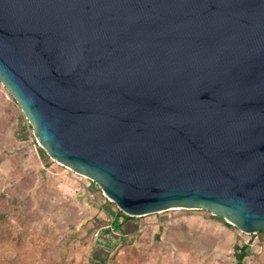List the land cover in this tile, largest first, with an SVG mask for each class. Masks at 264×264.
I'll return each mask as SVG.
<instances>
[{"label": "water", "instance_id": "95a60500", "mask_svg": "<svg viewBox=\"0 0 264 264\" xmlns=\"http://www.w3.org/2000/svg\"><path fill=\"white\" fill-rule=\"evenodd\" d=\"M0 82L123 214L264 233V0H0Z\"/></svg>", "mask_w": 264, "mask_h": 264}, {"label": "rangeland", "instance_id": "374dc122", "mask_svg": "<svg viewBox=\"0 0 264 264\" xmlns=\"http://www.w3.org/2000/svg\"><path fill=\"white\" fill-rule=\"evenodd\" d=\"M41 161L59 173L43 171ZM73 176L38 145L0 82V264H238L244 246L246 264H264V233L243 234L205 210L135 218L115 238L107 232L114 205Z\"/></svg>", "mask_w": 264, "mask_h": 264}, {"label": "built area", "instance_id": "2783aa9c", "mask_svg": "<svg viewBox=\"0 0 264 264\" xmlns=\"http://www.w3.org/2000/svg\"><path fill=\"white\" fill-rule=\"evenodd\" d=\"M12 98V97H11ZM8 99H10V94L8 93ZM52 163H55L57 166H61L59 165L58 163L54 162L52 159H51ZM41 169L45 172H50L52 174H57V171L56 170H53L52 167H48L47 165H45L42 161H41ZM62 167V166H61ZM64 168V167H63ZM72 173V172H71ZM73 175H75L74 173H72ZM77 176V175H75ZM77 177H80V178H84V177H81V176H77ZM86 179V178H85ZM90 181V180H89ZM104 198L106 199V201L111 204V205H115L114 203H112L111 201H109L105 196ZM116 206V205H115ZM114 209L118 212V208L114 207ZM120 211V210H119ZM210 214V213H209ZM210 217H214L210 214ZM113 222L114 220L112 221V223L110 224V226L108 227V230H109V234L113 235L115 238H123L124 237V232L121 230V229H116L114 226H113ZM120 222H122L124 224V221L122 219H120ZM123 234V235H122Z\"/></svg>", "mask_w": 264, "mask_h": 264}, {"label": "trees", "instance_id": "16d2710c", "mask_svg": "<svg viewBox=\"0 0 264 264\" xmlns=\"http://www.w3.org/2000/svg\"><path fill=\"white\" fill-rule=\"evenodd\" d=\"M114 207L116 208V206L114 205ZM120 219H122L125 222H128L130 220H133L135 218H131L125 214H123L121 211L118 210L117 212V216H116V219L115 221L113 222V226L116 228V229H121L122 230V227H123V223L120 222ZM247 250H248V247L244 246L242 249H241V257L240 259L238 260V264H246L245 262V259L248 257L247 255Z\"/></svg>", "mask_w": 264, "mask_h": 264}, {"label": "crops", "instance_id": "0c3cea01", "mask_svg": "<svg viewBox=\"0 0 264 264\" xmlns=\"http://www.w3.org/2000/svg\"><path fill=\"white\" fill-rule=\"evenodd\" d=\"M58 173H59V172H58ZM58 173H57V174H58ZM53 175H56V174H53ZM72 176H73V174H72ZM73 178H75V177L73 176ZM91 205H93L94 207H93V206H90V208H89L90 211H92V210H94V209L97 208V206H96L95 203H91ZM98 208H99V207H98ZM90 211H89V212H90ZM93 212H94V215H97V214H98V216L103 215V214H102V212H103L102 208L97 209V210H94ZM88 214H89V213H88ZM90 218H92V217H90ZM115 219H116V218H115ZM93 221H94V220H92L91 222H89V223H87V224L91 226V225L93 224ZM114 221H115V220H114ZM122 228H123V227H122ZM85 231H86V230H84L83 232H85ZM107 232H109V230H107ZM104 236H105V235L103 234V235L100 236L99 238L104 237Z\"/></svg>", "mask_w": 264, "mask_h": 264}]
</instances>
